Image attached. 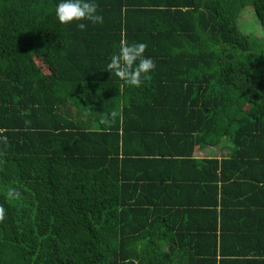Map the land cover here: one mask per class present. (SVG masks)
Returning a JSON list of instances; mask_svg holds the SVG:
<instances>
[{"label": "trees", "instance_id": "16d2710c", "mask_svg": "<svg viewBox=\"0 0 264 264\" xmlns=\"http://www.w3.org/2000/svg\"><path fill=\"white\" fill-rule=\"evenodd\" d=\"M60 2L0 0V264H264V35L236 24L264 31V0ZM121 41L155 63L140 87L107 71Z\"/></svg>", "mask_w": 264, "mask_h": 264}, {"label": "clouds", "instance_id": "9594fccd", "mask_svg": "<svg viewBox=\"0 0 264 264\" xmlns=\"http://www.w3.org/2000/svg\"><path fill=\"white\" fill-rule=\"evenodd\" d=\"M55 14L61 24H70L74 21H88L91 24L103 23V16L98 14V6L91 0H61L56 6ZM77 27L83 31L87 25L80 22ZM146 48L145 43L129 44L127 41H121L119 51L111 56L107 64V71L128 86L140 87L143 77L155 68L154 61L144 55ZM89 111L91 112L90 109ZM116 117V111L103 112L99 122L107 127L114 122ZM4 142H7L6 137H4ZM0 164H3L2 159H0ZM4 194L9 201H19L22 198L21 191L13 186H8ZM5 219L6 210L3 205H0V223Z\"/></svg>", "mask_w": 264, "mask_h": 264}, {"label": "rangeland", "instance_id": "374dc122", "mask_svg": "<svg viewBox=\"0 0 264 264\" xmlns=\"http://www.w3.org/2000/svg\"><path fill=\"white\" fill-rule=\"evenodd\" d=\"M236 24L238 27V30L244 34L247 35L251 38L256 37V39L258 38H262V36L264 35V31L260 28L259 24L257 23L252 9L249 5L244 6L236 19ZM258 37V38H257ZM252 50L254 53H256L257 51V47L255 48V46L252 47ZM56 48L51 49L50 54H43L40 53L39 55H36L34 57V62L37 65V67L39 68V70L44 73V74H53L54 73V56H55V52H56ZM50 52V50H49ZM242 56H247L248 54H245V52H239ZM252 54V52H251Z\"/></svg>", "mask_w": 264, "mask_h": 264}]
</instances>
